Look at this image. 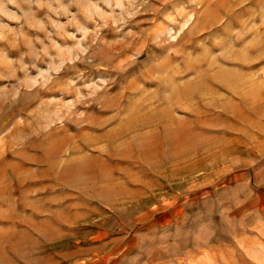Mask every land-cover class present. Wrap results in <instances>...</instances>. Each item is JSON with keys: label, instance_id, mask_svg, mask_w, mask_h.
I'll return each mask as SVG.
<instances>
[{"label": "rangeland", "instance_id": "374dc122", "mask_svg": "<svg viewBox=\"0 0 264 264\" xmlns=\"http://www.w3.org/2000/svg\"><path fill=\"white\" fill-rule=\"evenodd\" d=\"M0 264H264V0H0Z\"/></svg>", "mask_w": 264, "mask_h": 264}]
</instances>
